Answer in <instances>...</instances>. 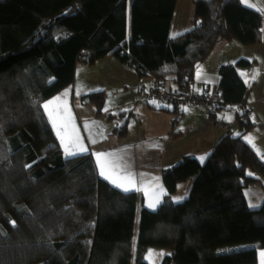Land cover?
<instances>
[{"label":"trees","instance_id":"1","mask_svg":"<svg viewBox=\"0 0 264 264\" xmlns=\"http://www.w3.org/2000/svg\"><path fill=\"white\" fill-rule=\"evenodd\" d=\"M177 1L0 0V264H152L149 247L170 249L161 264H258L264 201L251 207L245 188L263 183L264 159L243 136L253 122L242 110L240 135L163 171L171 193L194 178L188 196L137 221L139 194L101 178L92 153L65 157L43 107L79 61L113 54L178 86L221 43L264 42V12L242 0H193V26L172 37ZM251 63L220 68L224 105L245 104L238 66ZM91 96L101 112L104 92Z\"/></svg>","mask_w":264,"mask_h":264},{"label":"crops","instance_id":"2","mask_svg":"<svg viewBox=\"0 0 264 264\" xmlns=\"http://www.w3.org/2000/svg\"><path fill=\"white\" fill-rule=\"evenodd\" d=\"M182 3L187 8L193 0H183ZM244 3L251 6L247 1ZM179 5L180 0L177 1L174 12L170 33L172 37L186 32L193 25V18H183L180 28L174 31ZM231 42L233 40L218 45L215 50L222 48L218 55L214 53L210 57V54L197 65L192 88L196 92L215 91L219 89L220 68L223 65L235 64L241 58L252 61L250 66H238L240 75L251 91L244 103L255 111L250 117L253 126L243 136L248 142L249 139L252 140L250 144L261 156L264 153V70L261 71V67H264V42L255 46ZM228 47L231 48L228 50ZM154 81V76L141 74L135 66L111 54L96 63L84 61L81 67L77 66L73 83L44 102V105L49 104V109L45 112L65 157L64 146L57 136V125L60 124H66L67 135L78 136L82 146L87 149L78 155L93 154L99 174L100 162L108 161L114 165V176L131 174L134 177L135 188L125 192L100 175L125 193L139 194L141 201L138 204L137 221L143 208L155 211L164 200L171 198L177 201L189 194L194 178L180 183L176 191L171 193L163 180L165 169L173 167L187 155H194L205 162L221 139L227 135H240L242 132L235 107L213 112L202 105L178 108L154 99L143 100L140 88H148ZM164 83L169 88L177 87V81L173 78ZM255 83L259 87L256 91ZM98 91L104 92L101 112L91 96ZM87 97L90 99L87 100ZM108 99H111V106L106 108ZM91 103L95 109L89 107ZM49 112L52 113L51 116ZM121 112L122 115L111 118V115ZM121 125L124 126L120 131L115 129ZM258 183L263 190L264 180L263 183ZM246 197L250 205L249 198L247 195ZM150 203L155 206L149 207ZM261 253H264V248L258 250V264H262L264 260Z\"/></svg>","mask_w":264,"mask_h":264},{"label":"built area","instance_id":"3","mask_svg":"<svg viewBox=\"0 0 264 264\" xmlns=\"http://www.w3.org/2000/svg\"><path fill=\"white\" fill-rule=\"evenodd\" d=\"M84 56L85 54L82 53L79 59L82 60ZM140 97L143 100L154 99L159 103L173 104L178 108L202 105L209 107L213 112H217L235 107L238 111L242 110L249 117L255 113L253 108L247 104L224 105L220 89L209 92H196L192 88L191 83L186 80L180 82L176 88H169L162 79L155 78L154 83L150 87L140 88Z\"/></svg>","mask_w":264,"mask_h":264},{"label":"rangeland","instance_id":"4","mask_svg":"<svg viewBox=\"0 0 264 264\" xmlns=\"http://www.w3.org/2000/svg\"><path fill=\"white\" fill-rule=\"evenodd\" d=\"M182 1L183 0H180V5H179V8L177 9L176 20H175V25H174V29L175 30L174 31H177V29L180 28V23H181L183 18L184 19H186V18L192 19L194 17V13H195V5H194V3H191L190 6H188L186 8V7L182 6V4H183ZM245 1H247L251 6H254V8H258V10L264 8V0H245ZM187 21H189V20H187ZM192 26L193 25H191V27ZM191 27H189V29ZM186 30H188V29H186ZM235 42L242 44L238 40H233V42H231V43L234 44ZM230 48L231 47H228V50ZM221 50H222V48L221 49L218 48L217 50L214 49L213 50L214 52L211 53L210 57L213 56L214 53H216V55H218V53H220ZM83 63H84V61H79L77 66L81 67V64H83ZM263 70H264V67H261V71H263ZM257 86H258V83H255V85H254L255 91H256V89H259V87H257ZM79 100H80V98L78 99V103H79ZM109 106H111V99L107 100L106 108L109 107ZM89 107H93V109H95V106L92 103L90 104ZM255 185H257V186H255ZM245 193H246V195L249 198V202H250L251 207L259 206L264 201V197H263L264 189L263 190L261 189V186H260V184L258 182L257 183H253V184L249 185L248 187H246L245 188ZM186 196L178 198L177 201L183 200L184 198H186ZM261 197H262V201H260ZM137 231H138V227H137ZM169 253H170V249H168V248L149 247L147 249V251H146L145 257L152 264H161L162 261H163V258Z\"/></svg>","mask_w":264,"mask_h":264},{"label":"snow or ice","instance_id":"5","mask_svg":"<svg viewBox=\"0 0 264 264\" xmlns=\"http://www.w3.org/2000/svg\"><path fill=\"white\" fill-rule=\"evenodd\" d=\"M261 11H264V8L260 9ZM45 110L49 109V104H45L43 106ZM52 113L49 112V116H51ZM55 124V121H53ZM67 125L66 124H60L57 125V136L60 138L62 145L64 146L66 157L76 156L80 153L86 152L87 149L82 146L80 143V138L78 136L72 137L67 135ZM62 132L64 134H62ZM249 143H252V140L249 139ZM103 155V154H100ZM261 158L264 159V153L261 154ZM114 170V165L111 162L104 161L100 162V175L103 176L105 179L110 180L111 183H113L116 187L121 188L123 191L128 192L135 188V179L131 174L120 176L116 175L114 176L112 174ZM149 207H154L155 204H149ZM251 206V205H250ZM10 223L15 226L14 221H10ZM3 234V233H0ZM151 255V254H150ZM262 258H264V253H261ZM262 264H264V260H262Z\"/></svg>","mask_w":264,"mask_h":264},{"label":"water","instance_id":"6","mask_svg":"<svg viewBox=\"0 0 264 264\" xmlns=\"http://www.w3.org/2000/svg\"><path fill=\"white\" fill-rule=\"evenodd\" d=\"M86 99L89 100L90 98L87 97Z\"/></svg>","mask_w":264,"mask_h":264}]
</instances>
